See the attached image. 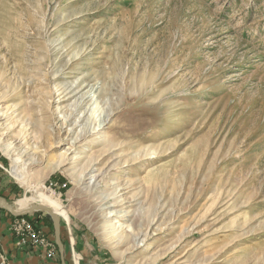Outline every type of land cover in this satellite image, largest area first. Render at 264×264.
Returning <instances> with one entry per match:
<instances>
[{
	"label": "rangeland",
	"instance_id": "rangeland-1",
	"mask_svg": "<svg viewBox=\"0 0 264 264\" xmlns=\"http://www.w3.org/2000/svg\"><path fill=\"white\" fill-rule=\"evenodd\" d=\"M5 186L106 264H264V0H0Z\"/></svg>",
	"mask_w": 264,
	"mask_h": 264
},
{
	"label": "crops",
	"instance_id": "crops-1",
	"mask_svg": "<svg viewBox=\"0 0 264 264\" xmlns=\"http://www.w3.org/2000/svg\"><path fill=\"white\" fill-rule=\"evenodd\" d=\"M11 187L12 186H5V189H3L5 193L2 194V192H0V198H3L6 201V199L13 193ZM12 219L13 216L11 213L4 208H0V252L6 254L8 259L7 264H63L57 246L56 257L52 259L46 258L43 251L34 248L28 247L24 250L16 249L12 243V237L9 232V224ZM44 228L46 229L45 226ZM74 228L76 230L73 231L72 237L68 236L65 230H61L60 232V241L65 264L69 262L68 257L71 248L74 250L76 249V251L82 256L80 264H106L105 261L108 259H106L104 254H102L96 247L89 232L84 229L79 230V228ZM51 239L54 240V233Z\"/></svg>",
	"mask_w": 264,
	"mask_h": 264
},
{
	"label": "built area",
	"instance_id": "built-area-1",
	"mask_svg": "<svg viewBox=\"0 0 264 264\" xmlns=\"http://www.w3.org/2000/svg\"><path fill=\"white\" fill-rule=\"evenodd\" d=\"M31 215L32 213L19 216L12 215L13 219L9 224V232L14 247L18 250L30 247L43 251L48 259L56 257L57 247L54 241L45 234L40 221L32 218ZM72 251L74 252L73 249ZM7 263L6 254L0 252V264Z\"/></svg>",
	"mask_w": 264,
	"mask_h": 264
},
{
	"label": "water",
	"instance_id": "water-1",
	"mask_svg": "<svg viewBox=\"0 0 264 264\" xmlns=\"http://www.w3.org/2000/svg\"><path fill=\"white\" fill-rule=\"evenodd\" d=\"M0 208L6 209L9 213H11L14 216L31 214V213L35 212L34 207H31L27 211L16 212L6 203V201L3 198H0ZM36 212H37V210H36ZM38 212H42L51 218L52 226H53V233H54V241H55V244L57 245V247L59 248L60 256L62 258V263L65 264V262L63 260V249H62L61 241H60V219L57 216H55V214H53L51 211H49L48 209L43 208V207H41Z\"/></svg>",
	"mask_w": 264,
	"mask_h": 264
},
{
	"label": "bare ground",
	"instance_id": "bare-ground-1",
	"mask_svg": "<svg viewBox=\"0 0 264 264\" xmlns=\"http://www.w3.org/2000/svg\"><path fill=\"white\" fill-rule=\"evenodd\" d=\"M6 149H7V147H6ZM15 179H17V180H19V177L16 175L15 176ZM46 193H48V192H46ZM50 198L48 197V199L47 200H49ZM31 206H33L32 204H30V203H26V201L25 200H18L16 203H15V211H19L20 209H29V208H31ZM34 211H39V209L41 208V207H43V208H46V209H48L49 211H51L53 214H55V216H58V215H60L58 212H56L55 210L54 211H52L51 210V208L47 205V204H45V203H43V202H38L37 204H35L34 206Z\"/></svg>",
	"mask_w": 264,
	"mask_h": 264
}]
</instances>
